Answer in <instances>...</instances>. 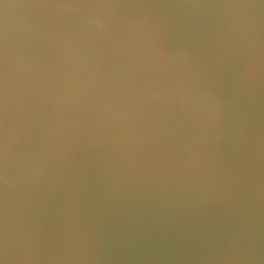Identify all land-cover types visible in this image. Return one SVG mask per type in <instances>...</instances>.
<instances>
[{
  "label": "clouds",
  "instance_id": "clouds-1",
  "mask_svg": "<svg viewBox=\"0 0 264 264\" xmlns=\"http://www.w3.org/2000/svg\"><path fill=\"white\" fill-rule=\"evenodd\" d=\"M0 264H264V0H0Z\"/></svg>",
  "mask_w": 264,
  "mask_h": 264
}]
</instances>
